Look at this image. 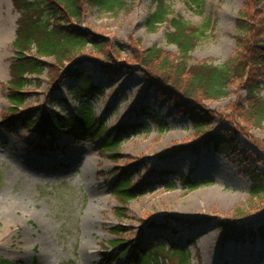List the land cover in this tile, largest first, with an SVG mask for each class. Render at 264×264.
<instances>
[{
	"label": "rangeland",
	"instance_id": "rangeland-1",
	"mask_svg": "<svg viewBox=\"0 0 264 264\" xmlns=\"http://www.w3.org/2000/svg\"><path fill=\"white\" fill-rule=\"evenodd\" d=\"M166 1L175 14L193 25L211 19L207 37L191 52L194 62L221 65L234 56V23L244 0H199V5L192 0ZM153 11L151 0H130L119 12L90 10L80 26L112 45L156 46L178 55L176 46L167 41L168 24L148 30L147 17ZM17 18L11 0H0V259L12 264H125V257L111 259L110 240L120 237L122 241L139 239L141 244L150 240L166 244L164 236L188 247L192 264H198V258L200 264H264V240L221 243L215 227L218 220L237 215L236 223L245 228L264 225V194L259 200L250 199L249 180L234 156L203 146L198 153L190 152L188 145L194 140L191 124L145 89L143 73L123 69L113 80L108 79L93 63L101 56L90 46L78 58L80 69L102 88V95L91 101L94 113L109 130L120 134L113 161L108 157L112 153L99 150L101 137L77 141L62 132L37 136L20 122L2 124L8 114L4 82L9 79L14 55L11 42ZM131 56L130 50L120 52L112 65L129 63ZM48 81L44 73L39 86L24 88L28 95L20 111L34 116L52 105V113L64 114L84 99L69 93L76 87L73 80H64L55 90ZM232 91L227 99L204 101V107L220 117L230 115L232 103L241 101V91ZM142 107L162 119L167 129L159 132L141 112ZM136 123L147 124L148 132H125L128 124ZM220 126L224 129L232 124L227 119L222 125L213 124L215 129ZM238 136L243 144L239 152L249 150L250 162L264 174L263 152L249 138L264 146V124ZM242 154L244 157L246 152ZM135 167L138 172L133 171L132 184L152 180L154 170L162 168L211 182L194 190H186L177 179L172 190L154 184L120 207L112 194L114 171ZM118 207H125L122 217L115 213ZM153 220L158 226L168 223L172 230L149 228L146 223ZM117 226L124 228L120 235L112 231Z\"/></svg>",
	"mask_w": 264,
	"mask_h": 264
},
{
	"label": "trees",
	"instance_id": "trees-1",
	"mask_svg": "<svg viewBox=\"0 0 264 264\" xmlns=\"http://www.w3.org/2000/svg\"><path fill=\"white\" fill-rule=\"evenodd\" d=\"M128 1L130 0H11L18 18L15 37L11 42L14 55L10 59L9 79L4 82L9 102L6 109L8 114L3 115L5 121L1 123L10 125L20 122L26 129H34L37 136L62 132L77 141H94L101 137L99 150L109 151L112 154L108 157L112 161L115 160L114 153L120 145V134L109 130L94 113L91 101L102 95V88L79 67L78 58L82 51L90 46L94 53L101 56L96 57L93 63L108 79L113 80L123 69L143 73L145 89L153 91L158 99L173 106L175 113L184 116L191 124L194 140L188 145L190 152L198 153L203 146L216 153L234 156L249 180L250 199L259 200L264 194V174L257 165L250 162L249 150L239 152L243 144L238 133L248 135L250 128H258L264 124V10L261 8L263 0H244L243 8L234 23L237 33L236 52L221 65L209 61L194 62L191 56L197 44L207 37L211 19H205L201 26L193 25L175 14L166 0H151L154 11L147 17V26L149 31H156L161 25L168 24L167 41L176 46L178 55H171L156 46L138 49L129 44L112 45L108 40L80 26L83 16L90 10L99 9L103 13L119 12ZM192 1L200 4L199 0ZM125 50H130L132 54L129 63L112 65L119 59V53ZM44 73L54 90L59 88L64 80H73L76 87L70 89L69 93L84 99L64 114L52 113V105L48 111L38 110L34 116L29 111H20L19 108L28 95L24 88L39 86V77ZM233 88L241 91L238 96L241 101L232 103L230 115L220 117L215 111L204 107V101L229 98L234 93ZM141 109V112L147 114L157 125L159 132L167 129L166 123L150 113L147 107ZM225 119L232 126L224 129L221 126L218 129L213 127L215 122L222 125ZM139 130L148 132L147 124H128L125 132ZM249 138L253 144L260 147L264 155L262 143L253 137ZM244 152L246 154L243 157ZM143 167L146 168L145 165ZM133 171L138 172L136 167L114 171L112 194L120 207L127 205L154 184L172 190L179 180L186 190H194L211 182L192 179L162 168L151 173L152 180L145 179L132 184ZM120 207L115 209V213L122 217L125 207ZM237 218L238 215L230 220L221 219L216 222L215 227L221 243L244 240L253 242L257 237L264 240L263 224L256 229L245 228L236 223ZM146 224L149 228L155 227L163 232L171 229L168 223L158 226L154 220ZM123 230L120 226L112 228L117 235ZM162 238L166 244L161 240H150L147 244H141L139 239H112L109 241V247L112 249L111 259L125 257V264H192L188 247L167 237ZM0 264L12 263L0 259Z\"/></svg>",
	"mask_w": 264,
	"mask_h": 264
},
{
	"label": "bare ground",
	"instance_id": "bare-ground-1",
	"mask_svg": "<svg viewBox=\"0 0 264 264\" xmlns=\"http://www.w3.org/2000/svg\"><path fill=\"white\" fill-rule=\"evenodd\" d=\"M263 10H264V8H263Z\"/></svg>",
	"mask_w": 264,
	"mask_h": 264
}]
</instances>
